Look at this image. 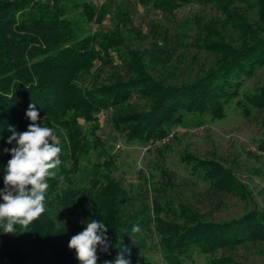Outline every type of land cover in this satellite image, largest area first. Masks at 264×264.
<instances>
[{
    "label": "trees",
    "instance_id": "obj_1",
    "mask_svg": "<svg viewBox=\"0 0 264 264\" xmlns=\"http://www.w3.org/2000/svg\"><path fill=\"white\" fill-rule=\"evenodd\" d=\"M119 1L0 0V189L11 159L4 150L16 146L7 143L9 127L27 131L31 103L39 112L37 123L53 129L61 148V164L53 170L57 176L46 181L45 212L27 229L16 225L15 233H4L0 227V264H80L68 244L92 219L108 228L109 247L98 248L97 264H114L120 254L131 264H149L152 250L161 264H184L196 253L208 264H249L237 251L264 247V209L232 167L213 155L200 158L183 150L178 157L211 191L236 195L248 205L236 215L213 219L177 197L172 174L162 165L159 179L147 182L149 191L124 187L113 176L119 167L111 147L96 131L97 114L110 110L112 130L125 143L146 147L164 143L171 131L203 124L193 117L223 119L230 104L245 118L264 109V83L245 87L264 67V0H139L168 15L191 4L221 15L183 19L173 40L152 25L148 47L140 49L127 46L128 36H142ZM71 12L98 29L79 36L78 19L66 17ZM111 14L113 27L99 31ZM194 29L195 42L186 45V30ZM190 45L199 56H211L209 64L188 79L169 80L161 68L171 57L163 46L174 53ZM116 65L124 68L123 76ZM105 68L111 71L102 80ZM257 149L264 154V134ZM91 150L104 159L90 165L88 186L82 187L74 176ZM135 225L139 232H132Z\"/></svg>",
    "mask_w": 264,
    "mask_h": 264
},
{
    "label": "rangeland",
    "instance_id": "obj_2",
    "mask_svg": "<svg viewBox=\"0 0 264 264\" xmlns=\"http://www.w3.org/2000/svg\"><path fill=\"white\" fill-rule=\"evenodd\" d=\"M114 1L118 3V0ZM123 3L127 7L132 24L142 36L140 40L132 35L128 36L126 43L132 49L148 47L152 25H160L166 35L173 40V34L176 29L178 30L183 19L193 16L206 20L221 17L218 12L211 10L208 6L191 4L179 9L173 15H168L159 9L147 8L139 0L119 1L120 5H124ZM66 17L78 19L79 36L98 29L94 21L78 18L75 12L69 13ZM113 17L112 14L106 17L99 31L105 27L112 28L115 23ZM180 29L184 30L182 27ZM186 31L189 37L185 39L186 45L195 42L192 40L195 29ZM167 48L168 46H163L164 52L168 51V57L171 58L165 61V66L161 69H164L162 73H165L171 81L179 82L192 77L196 69L207 66L211 59V56H204L201 53L199 56L192 45L179 48L174 53L173 50ZM110 71L105 68L99 77L105 80ZM116 72L122 76L125 74L124 68L120 65H116ZM184 73L183 77L178 78ZM260 83H264V67L245 82V87L253 88ZM137 104L142 103L138 101ZM110 115V110L97 114L96 134L100 135L106 147H111L115 164L119 167L118 170H113V176L124 187L130 185L135 191L139 189L143 194V188L149 187L147 182L152 183L153 180L159 179L157 170L162 165L172 174L177 197L213 219L228 218L240 213L244 207H248L238 196L213 192L208 188L207 183L192 177L187 167L178 159L185 150L200 158L213 155L219 162L232 167L237 179L247 186L252 200L259 208L264 209V154L257 149L258 139L264 134V109L254 110L249 117L245 118L234 112L230 104L223 119L211 120L205 115L193 117V120L202 121L203 124L181 128L171 140L146 147L137 143H125L123 136L112 130ZM83 126L85 127V124ZM103 159L104 157L98 156L91 150L90 155L81 161V173L74 176L77 185L88 186L90 165L94 162H101ZM147 190L149 191V188ZM237 255L249 264H264V247L256 251L251 248L250 250L239 249ZM150 259L152 262L149 264H161L157 251L152 250ZM184 264L208 263L203 255L196 253L192 261H186Z\"/></svg>",
    "mask_w": 264,
    "mask_h": 264
},
{
    "label": "clouds",
    "instance_id": "obj_3",
    "mask_svg": "<svg viewBox=\"0 0 264 264\" xmlns=\"http://www.w3.org/2000/svg\"><path fill=\"white\" fill-rule=\"evenodd\" d=\"M26 116L31 121L27 131L16 132L9 127L12 135L7 143L15 141L16 146L4 150L11 154L5 168L4 188L0 189L3 200L0 203V227L4 233H15L16 225L27 229L45 212V194L49 188L46 181L57 176L53 170L61 164L58 137L53 134V129L37 123L40 116L36 104L29 105ZM107 231L105 223L92 219L82 232L71 237L68 247L75 250L80 264H97L98 248L107 251L109 247ZM139 231L138 225L133 226L132 232ZM103 264L113 262L105 260ZM114 264H131V261L120 254Z\"/></svg>",
    "mask_w": 264,
    "mask_h": 264
},
{
    "label": "built area",
    "instance_id": "obj_4",
    "mask_svg": "<svg viewBox=\"0 0 264 264\" xmlns=\"http://www.w3.org/2000/svg\"><path fill=\"white\" fill-rule=\"evenodd\" d=\"M200 128H201V127H200ZM173 135H174V131L169 132V134L167 135V137H165V138L163 139V142H164V141H168Z\"/></svg>",
    "mask_w": 264,
    "mask_h": 264
}]
</instances>
